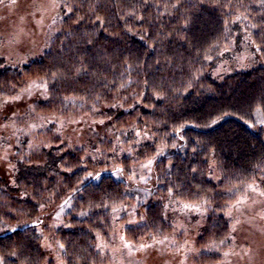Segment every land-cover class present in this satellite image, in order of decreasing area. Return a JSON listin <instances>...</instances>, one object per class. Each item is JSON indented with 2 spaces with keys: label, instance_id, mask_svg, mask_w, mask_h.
<instances>
[{
  "label": "trees",
  "instance_id": "obj_1",
  "mask_svg": "<svg viewBox=\"0 0 264 264\" xmlns=\"http://www.w3.org/2000/svg\"><path fill=\"white\" fill-rule=\"evenodd\" d=\"M62 7L43 55L21 67L0 60V104L39 79L48 92L41 112L115 113L116 131L141 145L120 159L110 141L81 144L60 133L18 161L14 181L0 177V264H54L40 228L60 243L65 264H104L99 247L111 240L115 211L127 208V219L138 199L128 193L134 164L158 149L167 152L141 198L138 225L125 235L135 243L170 236L169 199L209 203L201 257L219 262L207 246L228 241L223 211L249 185H264V66L217 77L213 70L243 32L264 62V0H62ZM69 204L48 228L45 216Z\"/></svg>",
  "mask_w": 264,
  "mask_h": 264
},
{
  "label": "rangeland",
  "instance_id": "obj_2",
  "mask_svg": "<svg viewBox=\"0 0 264 264\" xmlns=\"http://www.w3.org/2000/svg\"><path fill=\"white\" fill-rule=\"evenodd\" d=\"M64 16L62 0H0L1 66L21 67L43 55ZM241 36L239 41L237 35L231 40V54L214 68L215 77L235 71L249 72L264 66L256 56L249 36L245 32ZM47 99L44 82L33 79L17 96L0 104V177L14 181L17 162L23 161L29 152L47 147L48 142L60 133L81 144L110 141L120 159L133 155L134 147L141 145L139 137L136 141L130 134L125 132L121 135L116 131L114 120L118 114H104L99 118L96 115L61 118L36 108ZM261 119L258 113L257 120ZM134 133L141 134V131L136 129ZM166 152L158 149L155 156L134 164L133 175L128 178L132 184L128 193L138 199L129 206L127 219L121 220L127 208L120 206L115 211L111 240L103 241L99 247L104 264H264V185L259 183L242 190L223 211L231 226L228 241L216 246L208 244L210 240L205 241L207 247L220 255L217 263L206 262L201 257L205 250L199 245L212 214L213 205L209 203L185 208L187 204L169 199L167 219L173 227L170 236L135 243L125 235L124 228L138 225L141 198L149 192L147 188L151 186L154 166ZM17 153L20 154L18 159ZM70 207L71 204L53 209L50 215L45 216L46 226L50 229L58 227ZM40 235L48 262L65 264L62 247L52 233L40 228Z\"/></svg>",
  "mask_w": 264,
  "mask_h": 264
},
{
  "label": "snow or ice",
  "instance_id": "obj_3",
  "mask_svg": "<svg viewBox=\"0 0 264 264\" xmlns=\"http://www.w3.org/2000/svg\"><path fill=\"white\" fill-rule=\"evenodd\" d=\"M7 102V101H6ZM149 163H151V161H149ZM185 208L189 207V205H184Z\"/></svg>",
  "mask_w": 264,
  "mask_h": 264
}]
</instances>
